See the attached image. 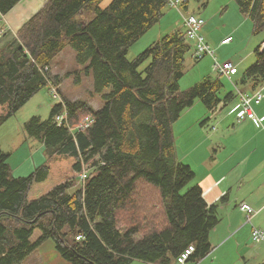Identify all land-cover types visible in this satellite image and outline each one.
Here are the masks:
<instances>
[{
  "label": "trees",
  "instance_id": "16d2710c",
  "mask_svg": "<svg viewBox=\"0 0 264 264\" xmlns=\"http://www.w3.org/2000/svg\"><path fill=\"white\" fill-rule=\"evenodd\" d=\"M21 1L0 0V15ZM102 1L49 0L0 48V125L42 89L62 83L51 72L67 48L77 67L65 77H92L105 101L94 109L62 95L47 120L32 118L25 127L47 159L29 176L14 177L10 155L0 150V264H24L48 240L70 264H177L191 245L188 262L212 251L219 205L191 186L195 171L179 160L173 127L197 101L213 113L235 95L221 97L220 77L181 90L191 51L186 32L167 34L128 59L168 0H113L105 8ZM236 2L254 32L264 31V0ZM240 84L264 86L261 46ZM64 111L67 120L59 123ZM87 116L93 125L79 128ZM85 168V186L74 189Z\"/></svg>",
  "mask_w": 264,
  "mask_h": 264
},
{
  "label": "rangeland",
  "instance_id": "374dc122",
  "mask_svg": "<svg viewBox=\"0 0 264 264\" xmlns=\"http://www.w3.org/2000/svg\"><path fill=\"white\" fill-rule=\"evenodd\" d=\"M112 1L103 0L101 7H107ZM186 1H188L187 9L183 7L184 5L179 10L168 5L161 21L130 48L128 59L134 60L154 42L172 33V30L183 29V18L189 15H197L205 20V25L200 34L206 42L209 40V33H212L215 37H220L225 33L232 32L235 40L232 37V42L226 46L217 45L219 42L217 43L216 40H214L215 42L211 41L210 46L215 51L219 65L232 62L238 67V75L234 77L233 82L224 76H220L214 70L216 62L211 55H206L201 60L196 61L193 58L195 43L190 42L191 51L186 56L185 74L180 81L181 90L188 91L203 82L207 77H220L223 84L221 97L232 93L235 95V99L233 103L231 102L228 105L221 104L219 109L213 113L209 112L201 101H197L192 109H187L177 123L174 124L176 149L179 156L184 157L188 152L189 155L191 154L193 146H201L200 157L197 161H201V159L202 161L196 169L201 170V172L209 171L212 170L213 163H215V166L219 163L223 164L221 168L223 172L221 187L224 189L223 192L226 193L222 198H228L231 193L233 197L241 201L247 200L255 206L262 205L264 204V122L260 124L257 121L246 120L235 122V125H233L235 115L232 114L235 111L234 107L240 103L239 100L238 103L236 102V99L239 98L238 90L247 97L255 94V91L250 87L241 85L240 79L244 72L255 63L256 50L264 43V31L258 34L254 32L252 21L241 14L236 0ZM1 20L0 15V37H4V33L1 31L3 28ZM75 57V51L67 48L62 56H59L51 72V75L56 74L63 77L62 83L58 86L61 97L63 95L71 101L86 102L94 109L102 108L105 101L94 91L92 77L82 76L81 72L65 77L67 73L77 67ZM147 65L145 64L143 68ZM258 91L262 93L264 98V86ZM59 102L60 100L54 97L49 87H46L31 98L17 114L0 125V150L10 155L9 164L14 177L29 176L46 161L47 156L42 143L30 137L25 126L34 117L47 120L53 106ZM255 110L258 118L264 115V100L262 105ZM224 117L229 118L222 122ZM247 121H251L253 125L249 128L253 130H246ZM187 135H189L191 141L185 149L184 139ZM219 140L225 148L217 153L215 150L219 148L217 146ZM194 159L195 155L189 157V160ZM79 187L82 186H79V180H77L74 189ZM219 204H223L222 199ZM255 206L252 208L255 212L260 213ZM232 209L240 210L236 204H233ZM261 215L253 221L254 224L259 226L258 220L262 219L264 221V214ZM219 218L221 222L212 236L214 248L222 243L221 234L226 233L225 224L222 223L224 214L221 211H219ZM238 220H240V223L246 224L252 232V224L248 222L245 212L241 214ZM262 222L260 227L263 226ZM256 243L262 242H255L251 234L249 241L245 242L240 249H238L237 241L224 243L221 246L226 253L223 259L217 258L212 253L198 262H187V264H254L252 262L255 261V256L259 254L256 253L252 256L256 250V245H258ZM245 251L249 252L248 256L243 255ZM259 262L261 261L257 260L255 264H259ZM24 264L70 263L59 255L54 242L48 240L36 252L31 254Z\"/></svg>",
  "mask_w": 264,
  "mask_h": 264
},
{
  "label": "crops",
  "instance_id": "0c3cea01",
  "mask_svg": "<svg viewBox=\"0 0 264 264\" xmlns=\"http://www.w3.org/2000/svg\"><path fill=\"white\" fill-rule=\"evenodd\" d=\"M48 1L49 0H22L8 14H6L4 16H1V18H2L1 25L3 26L1 31L4 33L3 34L4 37H0V38H2L1 41H0V48H2L3 46L8 45L9 43H11V41L16 38L17 32L20 30V28L29 19H31L35 14H37L48 3ZM175 31L185 32L186 29H185V26H184L183 29L172 30V32H175ZM228 37H233L232 32L225 33V34H223L220 37L219 36L215 37L212 33H209V35H208V39L209 40H208L207 43L210 45L212 42H215L214 40H216L217 43L219 42V44H217V45L226 46L227 44L223 45L222 41L224 39L228 38ZM234 40H235V38H234ZM2 41H3V43H2ZM237 69H238V67H237ZM237 75H238V73L234 77H236ZM233 81H234V79H233ZM261 88H263V87H261ZM259 89H257V90H259ZM252 90L256 91V89L255 90L252 89ZM239 98L236 99V102L238 100L240 102ZM263 100H264V98H262V102H263ZM262 102L259 105H255L254 106V110L256 108L258 109L262 105ZM232 103H233V101H232ZM238 105L239 104H237L234 107V109ZM193 107H191V109ZM232 115H235L234 119H233V122H234L233 125H235V122H238V119L236 118L235 111H233ZM259 117L263 118L264 115L259 116ZM228 118L224 117L222 119V122H225ZM246 125H247L246 130H248V131L249 130H253V129L249 128V126L252 127V125H253L251 123V121H247ZM213 129H215V128H213ZM173 131H174V127H173ZM183 131H185V130H183ZM184 141H185V149H187V145L191 141V138L189 137V135H187V137L184 139ZM221 144L222 143L219 140L218 141V145H217L219 148H218V150H215L217 153L221 152L225 148L224 145L223 144L221 145ZM175 146H176V137H175ZM200 148H201V146H199V147L193 146L190 155H189V152H188L187 155L184 156V157H180L178 153H177L178 154L177 156H178L179 160H181L183 163L191 166L192 169L195 171V175L196 176H195V179L193 180L192 184L193 185H199L204 191V197H205L206 201L209 204H218L219 205L218 212L221 211L224 214V219H223L222 223L225 224L226 233L223 234V235L221 234L222 243L218 244V246H216L214 248L213 247V243H212V236H213L215 230H217L218 225L220 224L219 223L216 226V228L213 230L212 234H211L212 251L208 255V256H210L213 253V255H216L217 258L223 259V257L226 256V253H225L223 247H221L224 243H227L229 241H231V242L232 241H237L238 245H239L238 249H240V248H242V246H243V244L245 242L249 241V239L251 238V234H252L254 228H258V229H261V230L264 231V221L262 219L258 220L259 226L257 224L253 223V221L255 219H257L258 216H260L261 214L262 215L264 214V204L255 206V205L251 204L250 202H248L247 200L241 201L240 199H237V198L233 197V194L230 193L229 197L226 199V202H224L223 204L220 205L219 202L221 201V199H223L222 197L225 196V193H226V192H223L224 189H222V187H221V175L223 174V172L221 171V168L223 167L222 166L223 164L219 163V165L215 166V163H213L212 170H209V171L207 170V171H202L201 172V170L196 169V167H198V165L202 161V159H201V161H197L199 159V157H200L199 156L200 155ZM176 151H177V149H176ZM194 155H195V159L194 160H189V157L194 156ZM220 162H222V161L220 160ZM239 203L240 204L241 203H247L251 207L255 206V207L258 208V211H260V213L256 212V214L254 215V217H253L251 222L248 221L250 224H252V232H251V229L248 226H246V224H242V223H240V220H238V219H240L241 214H243V212L241 210L238 211V210H233L232 209L233 204H236L237 207H238L240 205ZM220 222H221V220H220ZM261 222L263 224L262 227H260V223ZM260 242H262V243H259V244L256 243L258 245H256V250L252 254V256L255 255L256 253H259V254H257L255 256V261L258 260V261H261V262H259V264H264V241H260ZM243 255L248 256L249 252L245 251V252H243ZM203 261H202V263H203ZM255 261L252 262V263L255 264ZM135 263L136 264H147V263L138 262V261L134 262V264Z\"/></svg>",
  "mask_w": 264,
  "mask_h": 264
},
{
  "label": "built area",
  "instance_id": "2783aa9c",
  "mask_svg": "<svg viewBox=\"0 0 264 264\" xmlns=\"http://www.w3.org/2000/svg\"><path fill=\"white\" fill-rule=\"evenodd\" d=\"M188 1L186 0H168L169 6L179 10L184 4ZM183 24L186 29V36L190 42H194V53L193 58L196 61L201 60L206 55H211L215 60L214 70L218 72L220 76H224L228 78L230 81H233L234 76L237 74V66L232 62H225L223 65H219L217 62V58L215 56V51L211 48V46L206 42L204 37L200 34L201 29L205 25V20L200 18L197 15H189L183 18ZM233 38L228 37L222 41L223 45L229 44L232 42ZM264 51V43L261 46V52ZM51 93L54 95L55 98L59 99L62 102V97L58 91V87L53 85L50 88ZM238 94L240 97L239 105L234 109L236 113V118L238 121H246V120H253L259 123L264 122L263 118H258L256 112L254 110L255 105H259L262 102V93L258 90L255 91V94L251 97H247L243 95L239 90ZM59 123H63L67 120V114L61 113L56 117ZM94 123V119L92 116H87L83 119L79 128L81 129H88ZM90 176V172L88 169H84L79 175V186L84 187L86 184L87 179ZM239 209L242 212H245L247 215V220L249 222L252 221L254 215L256 214L255 210L247 203H241L239 205ZM80 239V238H77ZM252 239L257 241H264V231L258 228H254L252 232ZM195 252V247L193 245L189 246V248L179 256L177 260V264H187L191 255Z\"/></svg>",
  "mask_w": 264,
  "mask_h": 264
}]
</instances>
